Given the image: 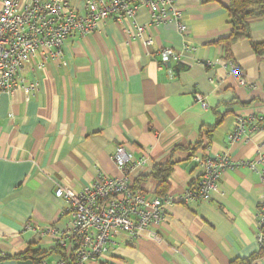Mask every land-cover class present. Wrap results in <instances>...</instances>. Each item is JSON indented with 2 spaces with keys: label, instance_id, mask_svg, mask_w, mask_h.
<instances>
[{
  "label": "crops",
  "instance_id": "obj_1",
  "mask_svg": "<svg viewBox=\"0 0 264 264\" xmlns=\"http://www.w3.org/2000/svg\"><path fill=\"white\" fill-rule=\"evenodd\" d=\"M87 1L72 5L81 10ZM230 3L177 0L185 34L174 22L152 24L149 9L142 8L135 19L109 20L93 34L74 36L56 62L44 60L41 68L37 58L26 65V84L37 82L39 92L29 96L18 89L0 99L1 256L31 251L46 254L43 263L73 261L72 250L36 231L64 229L66 202L56 197L58 187L80 192L101 175L123 176L113 160L119 147L132 157L128 171L137 191L149 198L193 188L195 155L228 151L234 164L257 160L264 130L234 145L228 136L237 116L264 117V56L252 48L264 43V19L249 18L250 39L231 46L247 83L241 86L222 43L232 30ZM140 26L153 38L150 48L135 37ZM185 46L194 50L184 52ZM165 47L180 52L181 60L162 64ZM196 93L208 109L195 101ZM142 157L146 163L139 164ZM166 165H172L169 190L158 196L160 183L152 174ZM263 201L260 175L236 165L223 174L209 203L168 210L156 231L160 242L123 235L99 264H232L249 258L261 249L257 214ZM252 264H264V257Z\"/></svg>",
  "mask_w": 264,
  "mask_h": 264
},
{
  "label": "built area",
  "instance_id": "obj_2",
  "mask_svg": "<svg viewBox=\"0 0 264 264\" xmlns=\"http://www.w3.org/2000/svg\"><path fill=\"white\" fill-rule=\"evenodd\" d=\"M74 1L77 0H0V99L2 94L18 89L35 96L40 90L39 85L37 82L26 84L23 76L26 65L37 58L41 59V68L44 67V60L58 61L63 56L64 45L68 40L77 35L85 37L93 34L100 23L109 20L123 23L125 19H135L142 8H147L152 24L174 22L180 33L185 34L187 30L177 0H88L81 10L72 5ZM135 37L146 48L153 45V38L145 35L142 26ZM193 50L188 46L183 49L184 52ZM159 56L160 62L167 64L179 62L182 54L165 47ZM169 73L173 77L172 72ZM234 75L241 86H247L236 66ZM195 101L202 108H209L203 95L196 93ZM263 130L264 117L256 114L239 115L228 136V143L234 145ZM263 146L258 151L257 160H245L238 164H234L228 151L213 157L195 155L192 160L198 170L196 185L176 197L166 195L153 198L133 189L134 181L128 171L133 160L124 148L119 147L113 160L124 172L123 176L112 178L101 175L80 192L58 187L56 197L66 202L60 213V219H67L65 227L62 230L50 228L36 232L41 237L54 238L61 250L73 251V261L68 263L62 258L55 264H99L123 235L129 241L147 236L160 242L156 231L164 222L168 210L178 203H209L227 170L236 165H246L258 173L264 182ZM138 163H146L145 157ZM257 226L258 244L263 248L264 201L258 210ZM26 229L34 230L29 224Z\"/></svg>",
  "mask_w": 264,
  "mask_h": 264
},
{
  "label": "trees",
  "instance_id": "obj_3",
  "mask_svg": "<svg viewBox=\"0 0 264 264\" xmlns=\"http://www.w3.org/2000/svg\"><path fill=\"white\" fill-rule=\"evenodd\" d=\"M229 24L232 27L231 34L228 38L223 39L224 51L226 60L236 65L232 58L231 46L240 39H250L249 28L247 20L252 17L264 19V0H231L229 7ZM252 48L259 56H264V43H252ZM212 130L209 131V135ZM172 171V165L157 166L153 171V177L159 181L157 190L158 196H163L169 190V175ZM133 189L137 191L133 183ZM264 232V230H263ZM46 254L40 252H27L24 254H17L14 256H1L0 262L8 260L16 261H32L33 264H43ZM264 257V247L258 253H255L249 258L239 259L232 262V264H252L256 259Z\"/></svg>",
  "mask_w": 264,
  "mask_h": 264
},
{
  "label": "water",
  "instance_id": "obj_4",
  "mask_svg": "<svg viewBox=\"0 0 264 264\" xmlns=\"http://www.w3.org/2000/svg\"><path fill=\"white\" fill-rule=\"evenodd\" d=\"M0 264H33V262L32 261L8 260V261L0 262Z\"/></svg>",
  "mask_w": 264,
  "mask_h": 264
}]
</instances>
